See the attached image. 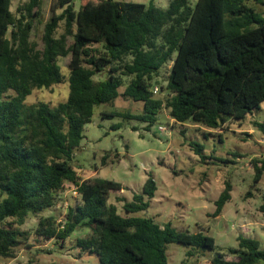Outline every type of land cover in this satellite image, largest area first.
Masks as SVG:
<instances>
[{
    "label": "trees",
    "instance_id": "1",
    "mask_svg": "<svg viewBox=\"0 0 264 264\" xmlns=\"http://www.w3.org/2000/svg\"><path fill=\"white\" fill-rule=\"evenodd\" d=\"M252 1L264 4V0L194 4L170 0L163 8L154 0H80L76 9L74 0H57L40 45L33 33L43 0H24L16 13L13 0H0L1 257H16L15 248L30 234L23 229L28 216L51 208L67 183L76 185L80 201L70 206L64 223L53 216L42 218L35 233L63 242L85 227L90 233L78 238L77 246L96 254L97 264H187L170 261L168 245L174 242L188 246V257L215 250L216 239L210 234L179 230L172 221L161 224L153 216L138 214L150 207L158 190L151 174L143 193H134L130 201L118 199L124 201V215L117 204L108 203L110 192L122 191L123 184L100 176L83 180L72 161L95 106L114 103L120 96L143 102V110L103 112V116L139 120L147 123V129L164 108L176 122L194 121L214 130L261 108L264 16L248 4ZM62 22L64 31L57 36ZM67 56L68 76L58 62ZM169 61L173 65L168 83L160 88L169 93L160 97L154 87ZM101 73L106 78L96 79ZM127 77L131 79L120 92ZM66 81L70 92L65 101L55 106L45 101L25 103L35 89ZM256 125L264 129V123ZM132 128L138 130L136 125ZM190 145L203 161L215 158L205 154L200 142ZM251 163L255 187L264 175V158L255 157ZM232 189L226 180L215 201V216L232 199ZM214 253L213 264L264 262L261 242L244 234L238 235V246Z\"/></svg>",
    "mask_w": 264,
    "mask_h": 264
},
{
    "label": "rangeland",
    "instance_id": "2",
    "mask_svg": "<svg viewBox=\"0 0 264 264\" xmlns=\"http://www.w3.org/2000/svg\"><path fill=\"white\" fill-rule=\"evenodd\" d=\"M24 0H13L12 10ZM149 3L151 0H118ZM194 4L196 0H191ZM57 0H43L40 22L36 24L33 38L42 45L45 23L49 20L51 6ZM160 7H167L170 0H154ZM79 9L80 0H74ZM264 16V4L249 2ZM61 8L57 11L61 12ZM64 31V23L57 31L59 36ZM70 56L60 57L64 75H69ZM173 61H169L160 71L157 82L160 88L166 87ZM96 79L106 78L105 73L97 74ZM130 77L119 88L125 90ZM69 83L62 82L51 88L35 89L25 101L27 105L45 101L57 105L69 96ZM160 92V91H159ZM167 90L157 96L167 97ZM143 102L132 98L118 97L114 103H101L95 106L92 121L84 127V138L72 161L80 177L100 176L123 184L122 191H112L108 203H115L122 214L124 198L133 199L134 193H143L144 183L151 174L158 185L156 196L150 207L139 215L153 216L159 223L172 221L179 230L203 231L216 239V248L205 256L188 257V246L181 243H170L168 255L171 262L187 264H213L214 252L227 251L238 246V235L244 234L258 239L264 249V175L255 186L254 168L251 160L264 158V129L256 121L264 123V102L261 108L253 111L243 120H229L223 128L209 129L201 124L189 121L179 123L174 120L167 108L158 116L150 129L147 123L132 119L126 121L121 116L104 117L103 112L143 110ZM122 123L118 129L112 126ZM136 125L138 130L132 127ZM164 126L166 130H160ZM208 134V137L205 134ZM219 135H222V139ZM198 141L204 145L205 154L215 158L205 161L196 154L190 143ZM105 159V163L103 160ZM229 160V161H227ZM230 180L232 199L226 203L222 213L215 216V201ZM76 185L67 183L65 189L57 195L54 205L39 213L30 214L23 225L29 231L28 239L15 248V258L0 256V264H97L96 254L83 251L77 246V239L90 233L87 228L75 231L67 240L48 239L35 233L42 218L55 217L64 223L70 206L80 201V195L74 193ZM251 191V194L248 192ZM228 259L233 256L226 255ZM264 264V262L258 263Z\"/></svg>",
    "mask_w": 264,
    "mask_h": 264
},
{
    "label": "built area",
    "instance_id": "3",
    "mask_svg": "<svg viewBox=\"0 0 264 264\" xmlns=\"http://www.w3.org/2000/svg\"><path fill=\"white\" fill-rule=\"evenodd\" d=\"M160 91V87L158 86V85H156L155 87H154V92L155 93H158ZM160 130H166V129H164V126H160ZM262 142H264V134H263V136H262ZM74 193L75 194H79V192H78V190H77V187L74 189Z\"/></svg>",
    "mask_w": 264,
    "mask_h": 264
}]
</instances>
